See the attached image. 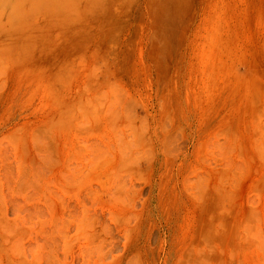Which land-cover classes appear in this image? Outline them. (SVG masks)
Instances as JSON below:
<instances>
[{
  "label": "rangeland",
  "instance_id": "rangeland-1",
  "mask_svg": "<svg viewBox=\"0 0 264 264\" xmlns=\"http://www.w3.org/2000/svg\"><path fill=\"white\" fill-rule=\"evenodd\" d=\"M0 264H264V0H0Z\"/></svg>",
  "mask_w": 264,
  "mask_h": 264
}]
</instances>
